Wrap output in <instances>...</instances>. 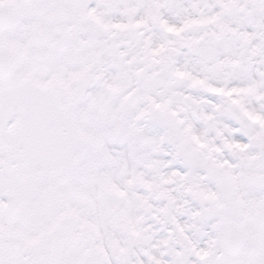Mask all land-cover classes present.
<instances>
[{
  "label": "snow or ice",
  "instance_id": "6c2138e0",
  "mask_svg": "<svg viewBox=\"0 0 264 264\" xmlns=\"http://www.w3.org/2000/svg\"><path fill=\"white\" fill-rule=\"evenodd\" d=\"M0 264H264V0H0Z\"/></svg>",
  "mask_w": 264,
  "mask_h": 264
}]
</instances>
